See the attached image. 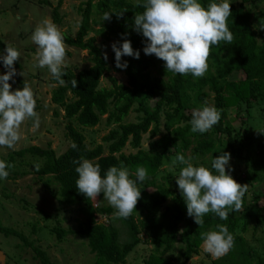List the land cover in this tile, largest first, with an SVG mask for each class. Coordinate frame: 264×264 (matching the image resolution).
Listing matches in <instances>:
<instances>
[{
    "label": "trees",
    "instance_id": "16d2710c",
    "mask_svg": "<svg viewBox=\"0 0 264 264\" xmlns=\"http://www.w3.org/2000/svg\"><path fill=\"white\" fill-rule=\"evenodd\" d=\"M63 2L60 0L53 12L56 25L61 24L59 10ZM139 2L143 4V0ZM198 2L207 8L210 3L221 0ZM260 2L262 0L251 1L254 6ZM247 3L250 0H242L238 5L230 4L231 15L227 26L234 39L231 44L221 42L218 47L212 46L208 70L202 78L190 73L179 75L167 72L163 61L154 55L144 54L146 39L134 30L135 14H142L145 10L137 6V0H87L80 5L78 11L82 21L79 31L76 38L67 37L66 44L87 51L92 66L77 74L62 68V72L66 73L62 77L66 85L56 86L52 92V103L64 111L68 121L66 138L77 147L73 149L70 145L60 156L50 146L45 149L29 147L3 160L12 165L6 169L9 172L6 180H17L28 175L27 171L18 167H28L25 158L32 157L39 165V171L34 173L44 189L60 205L78 208L81 220L76 231H65L60 227L49 230L57 242L63 243L71 235L86 243L94 256L93 264H126L130 253L145 242L142 239L144 233L148 243L154 247L145 264H188L201 253V233L218 231L217 225H226L234 237V246L227 255L207 264H264V253L253 249L239 234L252 225L256 231L264 229V205L258 192L253 191L250 196L247 189L241 210L229 211L227 220H221L210 212L203 217V226L199 227L194 218L187 215L184 199L179 189L175 188V173L180 172L183 165L171 166L172 158L179 153L186 159L191 158L194 166H205L213 174H218L211 169V162L227 152L231 157L229 165L237 170L231 175L233 179L248 187L264 183V141L257 144L258 151L252 149L247 118L243 115L246 113L250 118L253 104L264 102V42L260 43L258 39L260 36L264 40V11L259 14L255 28ZM94 10L102 17L105 12L112 13L111 19L105 22L120 38L117 46L124 39H129L132 48L139 50V59L122 57L121 63L127 62L126 69L116 67L114 52L110 59L105 60L96 39L90 37ZM6 45L0 40V54H4ZM18 62L14 68L18 67ZM0 67H3L2 61ZM112 72L124 74L127 85L110 76L109 87L102 88L103 78ZM153 72H157L158 76H153ZM73 79L77 81L76 88L72 87ZM51 83L58 85L52 77ZM211 95L214 96V107L221 111V119L210 131L193 133L190 124L192 112L205 106ZM231 109L237 110L236 118H240L244 125L241 130H236L228 119ZM132 112L141 114L138 122L125 123ZM104 116H108V124L115 128L103 138L105 145L89 148L82 129H94ZM146 136L149 146L143 148ZM128 148L135 153L126 154ZM80 157L99 164L102 177L111 166L119 167L121 163L129 169L132 179H136L137 166L146 168L148 178L137 183L141 191L137 212L133 211L127 219L117 218L114 216L116 209L112 206L96 207L92 199L79 193L75 183L78 164L74 161ZM160 174L163 176L158 180ZM100 195L104 197L103 193ZM100 215L105 216L108 222L99 223ZM114 218L119 219L129 233L127 242L121 241ZM30 227L28 236L22 230L5 226L0 218L2 237L16 239L20 243L18 247L31 250L35 261L40 264H55L38 244L44 229L38 222L31 223ZM34 236L36 239H32ZM176 245L181 249L177 262L168 257Z\"/></svg>",
    "mask_w": 264,
    "mask_h": 264
},
{
    "label": "clouds",
    "instance_id": "9594fccd",
    "mask_svg": "<svg viewBox=\"0 0 264 264\" xmlns=\"http://www.w3.org/2000/svg\"><path fill=\"white\" fill-rule=\"evenodd\" d=\"M137 6L145 9L142 14L134 16V30L142 33L146 39L143 52L163 61L167 72L179 75L190 73L202 78L208 70L212 46L218 47L221 42L231 44L234 39L227 26V19L231 15L229 0L212 2L207 8L198 0H143V4L137 0ZM111 16L112 13L105 12L104 21L110 20ZM31 40L37 46V63L33 66L48 69L58 82L53 87L65 86L66 81L62 77L66 73L62 72V67L65 66L66 44L61 30L51 20L45 19L35 28ZM111 47L117 68H127V62L121 63L124 56L140 57L139 50L132 48L129 39H124L119 46L113 43ZM20 56L17 48L11 45H6L4 54H0V61L7 69L6 74L0 75V147L8 149H14L21 139L20 128L26 120L34 121V129L40 125L39 114L35 111L36 99L29 83L24 81L22 90L15 91L9 83L17 74L14 64L20 60ZM104 59L107 60L106 54ZM71 84L73 88L77 87L75 79ZM220 119L221 111L205 104L193 110L191 131L206 133ZM71 147L75 149L77 145L73 142ZM230 158V153L223 152L212 160L211 169L218 174H213L205 166H194L192 159H186L183 154L178 153L171 160L172 167L183 165L176 184L186 204L187 215L194 218L199 227L203 226V217L210 212L221 220H227L229 211H240L242 208V198L248 185L239 184L226 173ZM74 163L78 164L75 183L79 193L92 200H97L103 193L104 200L116 209L114 216L117 218L127 219L136 211L141 199L137 183L148 178L146 168L137 166L136 179H132L129 169L121 163L119 167L111 166L102 177L99 164L83 157ZM11 166L0 160V179H7L9 172L6 169ZM35 170L39 171L38 164ZM217 228L218 231L201 233V238L203 250L218 259L232 249L234 237L226 225H217Z\"/></svg>",
    "mask_w": 264,
    "mask_h": 264
},
{
    "label": "rangeland",
    "instance_id": "374dc122",
    "mask_svg": "<svg viewBox=\"0 0 264 264\" xmlns=\"http://www.w3.org/2000/svg\"><path fill=\"white\" fill-rule=\"evenodd\" d=\"M87 0H64L59 10L61 24L57 25L61 30L64 42L66 38H76L81 25V15L79 7ZM252 0L248 4L252 15V23L257 28V19L260 13L264 11V0L256 6L252 5ZM60 0H0V40L7 45H11L21 53L18 67L15 68L16 75L9 81L12 90L23 88L24 81H27L34 92L36 99L35 111L39 114V128L34 129L32 119L26 120L20 128L21 139L15 145L14 149L0 147V160H5L8 155L29 147H39L42 149L50 146L58 156L64 154L71 145L66 138L65 127L68 121L64 117V111L60 110L52 103V92L55 87L51 83V74L48 69L34 67L36 61L37 46L32 42L31 36L35 28L45 19L54 23L53 12L58 6ZM242 0H229L230 4L238 5ZM90 37H94L97 46L102 50L104 56L110 59L113 53L111 45L118 43L120 38L114 29L104 21L103 17L94 10L92 15ZM55 24V23H54ZM262 37H258L259 42L263 43ZM1 52V51H0ZM90 58L87 51H81L76 48L68 47L66 44L65 66L74 73H79L91 67ZM7 69L0 67V75L6 74ZM22 73V75H20ZM153 76H158L153 72ZM115 77L121 84L127 85L128 80L124 74H107L102 80V88L109 87L108 78ZM214 96L211 95L205 104L214 106ZM236 109L229 111L228 119L236 130H241L244 126L240 118H236ZM247 126L252 140V149L257 150V144L264 141V102L253 104L250 109V118L246 113ZM141 114L132 112L125 123H137ZM108 116L101 119L100 124L94 129H82L86 137V143L89 148H95L98 145H105L103 138L107 136L114 128L107 122ZM245 118V119H246ZM149 146L148 136L144 138L143 148ZM106 147V146H105ZM126 154L135 153L133 149H127ZM108 154V151H106ZM258 158V156H257ZM29 164L28 167H17L19 170L27 171L28 175L17 180L0 179V218L5 226L17 228L30 236L31 223H36L44 229L41 232V239H38L39 246L45 250L53 263L55 264H93L94 256L90 253L86 243L77 237L68 236L65 242L59 243L49 232L53 228H61L65 231L78 229V221L81 220L77 207L60 205L59 202L46 191L34 173L35 162L32 157L25 158ZM237 170L229 165L226 173L232 175ZM243 172L246 169H242ZM176 179L179 172H176ZM243 176V174H241ZM163 174L158 176V180ZM178 188V185L175 186ZM250 196L253 191H257L262 197L261 204L264 205V183L254 187H248ZM95 206H111L104 197L99 195L97 200H93ZM48 218H47V216ZM99 223H107L108 219L100 215ZM114 226L120 232L122 242L129 240V233L124 228L119 219L114 218ZM245 238L250 246L258 252L264 253V229L255 230L254 226H249L246 231L239 232ZM32 239H36L34 236ZM143 242L137 246L127 257L126 264H145L153 253L154 247L148 243L147 236L143 233ZM147 242V243H146ZM20 243L14 238L5 239L0 235V264H40L35 261L31 250H21ZM181 249L178 245L168 255L174 261H179ZM214 258L201 248L199 256L194 257L188 264H207Z\"/></svg>",
    "mask_w": 264,
    "mask_h": 264
}]
</instances>
